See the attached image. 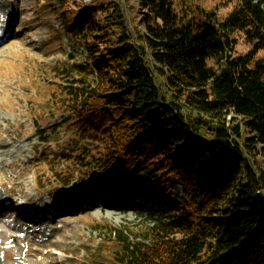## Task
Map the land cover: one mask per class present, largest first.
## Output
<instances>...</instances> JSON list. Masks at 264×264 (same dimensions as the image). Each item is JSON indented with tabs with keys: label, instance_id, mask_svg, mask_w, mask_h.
<instances>
[{
	"label": "trees",
	"instance_id": "1",
	"mask_svg": "<svg viewBox=\"0 0 264 264\" xmlns=\"http://www.w3.org/2000/svg\"><path fill=\"white\" fill-rule=\"evenodd\" d=\"M50 1L71 60L87 55L55 71L58 127L89 143L71 181L127 180L150 208L134 230L103 227L117 248L100 263L264 264V0H222L224 19L195 0H130V15L122 0Z\"/></svg>",
	"mask_w": 264,
	"mask_h": 264
},
{
	"label": "rangeland",
	"instance_id": "2",
	"mask_svg": "<svg viewBox=\"0 0 264 264\" xmlns=\"http://www.w3.org/2000/svg\"><path fill=\"white\" fill-rule=\"evenodd\" d=\"M83 3L93 8V0ZM122 3L129 15L134 12L130 0ZM194 4L215 10L218 19L232 8L222 0ZM139 11L140 7L135 12L140 15ZM0 19L12 20L0 38V202L5 207L0 230H6L0 246L11 245L12 235L23 233L27 237L19 243L30 244L27 254L21 255L17 246L6 261L0 249V264H105L100 260L113 256L117 246L105 240L103 227L134 230L150 208L144 196L130 193L127 180L110 182L95 176L85 183L71 181L83 168L76 155L89 143L76 140L68 124L58 127L68 114L61 92L67 84L55 77V71L85 62L87 55L81 51L71 60L72 42L50 0H0ZM236 36L237 54L247 53L251 46L240 33ZM209 65L218 67L212 60ZM42 154L49 159L32 163ZM109 187L111 192L104 193ZM121 187L124 194L116 196ZM4 190L13 205L3 201Z\"/></svg>",
	"mask_w": 264,
	"mask_h": 264
},
{
	"label": "bare ground",
	"instance_id": "3",
	"mask_svg": "<svg viewBox=\"0 0 264 264\" xmlns=\"http://www.w3.org/2000/svg\"><path fill=\"white\" fill-rule=\"evenodd\" d=\"M0 23H3L2 24V26H1V28L2 29H0V32H1V30H6L7 28H9V26H10V23H12V20L10 19V20H4V21H2V22H0ZM5 32H7V31H5ZM1 35V34H0ZM1 37V36H0ZM6 234V230H3L2 231V235H5Z\"/></svg>",
	"mask_w": 264,
	"mask_h": 264
}]
</instances>
